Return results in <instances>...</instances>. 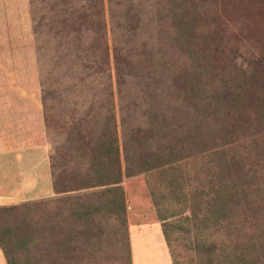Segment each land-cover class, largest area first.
Returning <instances> with one entry per match:
<instances>
[{"label": "trees", "instance_id": "trees-1", "mask_svg": "<svg viewBox=\"0 0 264 264\" xmlns=\"http://www.w3.org/2000/svg\"><path fill=\"white\" fill-rule=\"evenodd\" d=\"M27 5L54 196L0 206V214L16 220L12 226H0L6 264L16 263L5 240L27 250L40 247L47 232L57 250L53 255L60 257L57 247L65 238L60 244L53 233L66 238L71 233L59 222L66 220V213L79 226L92 223L99 198L105 201L108 196L111 213L123 215L122 174L159 169L197 147L202 140L194 138L195 145L190 136L204 100L212 111H226L213 130L217 144L209 157L215 180L208 218L216 224L234 218L228 202L236 192H229L231 178L225 170L234 157L227 140L244 124L251 130L248 137H258L264 156V68L253 63L237 68L240 77H222L226 65L221 42L216 31L200 25L199 0H27ZM245 111L252 112L254 120L245 118ZM59 131L60 144L55 142ZM152 133L164 144L161 154L136 152ZM210 142L204 140L199 152ZM259 161L264 168V159ZM254 203L247 199V205ZM256 216L257 211L249 210L245 218ZM246 251L251 264L264 263L263 244L251 241Z\"/></svg>", "mask_w": 264, "mask_h": 264}, {"label": "rangeland", "instance_id": "rangeland-1", "mask_svg": "<svg viewBox=\"0 0 264 264\" xmlns=\"http://www.w3.org/2000/svg\"><path fill=\"white\" fill-rule=\"evenodd\" d=\"M199 3L202 7L199 9L200 25L216 31L221 42L219 48L221 56H225L226 65L225 69L222 68V77H240L237 68L251 67L253 63L264 68V0H199ZM230 61L233 63L230 64ZM213 80L208 81L209 87L213 86ZM27 104L33 105L42 119L27 0H0V138L6 141V145L0 146V151L14 149L15 143L11 138L18 131L23 132L20 116ZM203 104L199 102V110L195 114L197 128L192 130L191 125L189 130H192L190 137L195 145L194 138L202 140L201 143L206 140L207 144L211 139L203 149L205 151L199 152L200 143L178 154L174 163H160L162 167L159 169L128 177L122 174L119 183L123 203L121 216L111 213L109 197L106 196L105 201L103 198L96 200L97 213L92 223L79 226L66 213L64 222L56 218L62 230L71 233L68 238L53 233L60 244L65 238V244L57 247L60 257L53 255V250H57L50 245L49 232L44 233L40 247L30 246L27 250L16 249L12 241L5 240L4 245L14 262L247 264V259H250L251 264L253 258H248L246 251L249 243L255 241L264 245V168L257 165L259 159H264L259 149L261 144L257 142V136L248 137L251 130L244 128V124L228 138L232 146L229 155L234 158L225 170L231 178L229 192H236V196L230 197L228 202V209L232 210L234 218L216 224L208 218L215 180L214 162L209 154L217 144L212 141L216 138L214 127L226 111H212L211 104L205 100ZM254 107L258 110V102ZM244 116L251 120L255 118L252 112H246ZM228 124H231L230 119ZM42 125L48 156L51 148L43 120ZM58 134L55 142L60 144L61 131ZM150 135L147 144L136 152L161 154L164 144L153 133ZM181 140L184 141V135ZM118 144L120 152V142ZM58 165L60 163L56 161ZM123 166L121 159V173ZM37 167L41 188L44 184L49 186L46 156ZM60 169L62 167H58V171ZM247 181H250L248 186L244 185ZM83 193L88 192L80 194ZM247 199L255 203L247 205ZM52 208L49 206V209ZM249 210L258 212L255 220L245 218ZM15 221L13 216L0 214V226H12Z\"/></svg>", "mask_w": 264, "mask_h": 264}, {"label": "crops", "instance_id": "crops-1", "mask_svg": "<svg viewBox=\"0 0 264 264\" xmlns=\"http://www.w3.org/2000/svg\"><path fill=\"white\" fill-rule=\"evenodd\" d=\"M33 105L23 107L18 131L11 140L14 149L0 151V206L35 201L53 197L49 175V186H40L37 165L45 159L48 168L47 145L44 140L42 119ZM0 138V146L6 145ZM17 146V147H16ZM49 173V169H48ZM0 264H6L0 251Z\"/></svg>", "mask_w": 264, "mask_h": 264}]
</instances>
